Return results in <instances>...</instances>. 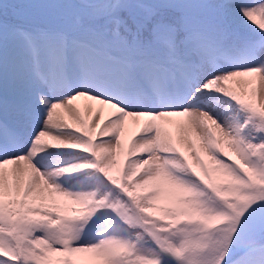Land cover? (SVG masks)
<instances>
[{
    "label": "snow or ice",
    "instance_id": "6c2138e0",
    "mask_svg": "<svg viewBox=\"0 0 264 264\" xmlns=\"http://www.w3.org/2000/svg\"><path fill=\"white\" fill-rule=\"evenodd\" d=\"M0 264H264V0H0Z\"/></svg>",
    "mask_w": 264,
    "mask_h": 264
},
{
    "label": "bare ground",
    "instance_id": "6f19581e",
    "mask_svg": "<svg viewBox=\"0 0 264 264\" xmlns=\"http://www.w3.org/2000/svg\"><path fill=\"white\" fill-rule=\"evenodd\" d=\"M77 104L78 105H80V107H81V109L83 110L84 109V107H85V104H86V101H84V100H80V101H77ZM89 114L87 113V112H85V116H86V118H87V116H88ZM95 119H99V117H94ZM99 138V137H98Z\"/></svg>",
    "mask_w": 264,
    "mask_h": 264
}]
</instances>
